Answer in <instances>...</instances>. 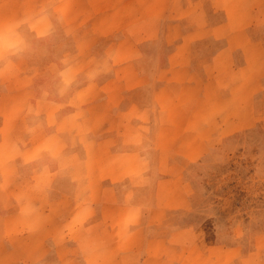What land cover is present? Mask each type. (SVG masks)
Segmentation results:
<instances>
[{
	"label": "crops",
	"instance_id": "0c3cea01",
	"mask_svg": "<svg viewBox=\"0 0 264 264\" xmlns=\"http://www.w3.org/2000/svg\"><path fill=\"white\" fill-rule=\"evenodd\" d=\"M196 1L193 15L185 0H0V25L7 28L9 42V49L0 51V59H9V64L0 60V185L18 187L15 194L20 185L32 187L22 200L30 210L10 198L0 208V264H35L47 255V243L37 238L40 217L45 219L40 231L52 238L64 231L123 234L110 245L94 246L110 251L111 264H264V245L248 248L241 242L247 238L244 227L240 236L232 232L233 245H201L197 230L170 218L171 212L191 207L183 169L259 120L253 99L264 77V48L246 34L252 20L243 15L233 23V5L219 0L215 9L223 10L225 21L212 26ZM246 4L239 11L246 14L253 6L249 14L254 16L259 6ZM119 8L142 10L141 36L131 30L112 38ZM56 20L74 42L76 60L59 69L56 96L48 87L35 96L33 81L40 71L23 62L47 48ZM22 26H29L28 38L16 35ZM103 39L110 41L94 52L107 59L95 70L104 76L83 78L87 70L81 59ZM216 40L223 45L201 70L195 68L193 58L201 53L195 47ZM121 42L128 47L119 62ZM155 42L166 48L165 61L151 74L134 62L142 58L145 64L151 55L143 44ZM237 49L240 64H235ZM77 73L79 83L69 91L66 77ZM11 161L28 164V177L20 176L18 183L10 179ZM39 196L45 197L42 208ZM9 218L32 221L24 227ZM73 218L79 227L69 226ZM31 233L36 236L29 238ZM64 247L62 237L51 243L55 252ZM82 248L88 255L89 248ZM66 259L63 254L58 264H74Z\"/></svg>",
	"mask_w": 264,
	"mask_h": 264
},
{
	"label": "rangeland",
	"instance_id": "374dc122",
	"mask_svg": "<svg viewBox=\"0 0 264 264\" xmlns=\"http://www.w3.org/2000/svg\"><path fill=\"white\" fill-rule=\"evenodd\" d=\"M52 1L56 2L59 0ZM109 1L110 0H102L103 3H108ZM185 1H190L189 5L191 10L189 13L195 15L196 13L194 9L196 6L193 3V0ZM199 1H201L203 7L202 11L205 12L208 23L212 26H216L225 21L223 10L220 8L215 9L216 6L214 3L219 0H213V4H211L212 0ZM199 1L197 0L196 4ZM226 1L230 5H233L230 7L232 11L230 12L231 21L237 24L243 18V15L250 18L253 23L247 27L246 34L249 38L259 41L264 48V0ZM238 2H241V4L237 6ZM243 2L247 3L246 5L250 4L259 6L254 16L249 14L250 8L253 6L248 7L246 14L245 12L243 14L239 11V9L243 10ZM141 14L142 10L140 8H137V10L134 8H119V27L118 31L115 32V35L113 34L114 36L112 38L119 39L125 32H131V30H133V35L136 37L141 36V33L139 34V31L142 28L140 23ZM56 17L58 18L57 14H55V18ZM200 17L201 16H199V20H201ZM58 19L60 22V18ZM60 26L58 20H56L55 28L48 37L46 49L37 51V54L33 52L31 57L28 55V58L24 59V65H27L28 67L32 66L33 68L35 67L37 68V72L40 71L33 81V94L35 96L41 93L43 94L46 87H48L50 91H53L56 96L60 89L58 82L62 76L59 69L63 66L65 67L68 64L67 62L70 61L72 64L76 60V58H73L72 56L75 48L73 45L74 42L68 40L67 35H64ZM28 31L29 26H22L17 29L16 35L28 38ZM7 34V28L0 25V51H7L9 49V47L6 46L9 43L6 42L5 38ZM109 41L110 39H103L97 43V46H95L96 48L93 47L86 51V58L81 59L82 62L85 63L84 67L87 70L86 75H82L83 78L87 76L91 78L97 75L98 77L96 80L98 81V78L104 76V73H95L100 66L106 64L107 59L96 56L94 51H103ZM12 44L17 45L18 43L12 42ZM135 44L139 45L140 41L135 42ZM222 45V40L209 41L208 43L197 45L195 49L201 51V53L193 58L194 67L201 70L202 66H204L206 61L209 60V56L212 52ZM127 47L128 45L126 43H119V58H117L119 59V62L123 59V55L127 53ZM143 48L146 49L151 56L145 59V64L142 63L144 59H135L134 66H139V69L143 67L146 71H150L152 74L164 63L165 57L163 54L166 48L163 45L158 46L156 42L149 44L144 43ZM27 49H29V46ZM66 50H69V56L65 55ZM234 56L235 64H240L243 60L240 50L237 49ZM0 60H5L9 64V59ZM52 68L54 72H49ZM80 76L81 75H78L77 73V75L70 74L69 78L66 77L69 81V91H71V88L74 85L79 83ZM92 80L95 82L94 78H92ZM232 88L235 89L236 86L232 85ZM65 90H67V88H65ZM31 92L32 89L28 93ZM253 100L255 113L259 120L252 129L243 133H238L233 136L232 139H226L224 142L210 149L197 162L190 163L183 169V177L189 184V200L191 207L186 211L171 212L170 218L173 223L176 221L181 227L190 226L197 230V233L199 234L198 243L201 245H222L224 243L233 245L237 242L232 239V232L235 231L240 236L243 227L247 230V238L244 237L241 241L243 245H248V248L256 243V245H264V77ZM15 155L16 153L11 154L8 157L14 158ZM9 166L11 168L6 170L11 171L10 179L15 177V182L18 183V181H21L20 176L28 177V170L26 169L28 164L21 163L20 161H11ZM22 183H24V181ZM19 188H21V191L19 190L15 194L13 191L15 189L14 186L9 187L7 183L5 185H0V208H4L6 206L5 202H7L4 200H9L10 198L17 200L16 205L18 208L23 210L31 209L30 204L24 201L22 203V200L27 196H30L32 187L27 184L24 186L20 185ZM17 189L18 187L15 190ZM4 194L7 195L6 198ZM32 194L35 193L32 192ZM39 199L43 200V205H39V208H42V206L44 207L46 205L45 197L41 198L39 196ZM8 204L7 207L9 208ZM11 208H14L13 204H11ZM76 219L77 218L72 219L69 224L70 227H79V220L76 221ZM36 220H38L37 238L42 240L44 244L47 243L46 247L48 248V251L47 255L35 264H58L59 257L63 254H66L67 262L74 264H85V260L87 262L101 261L100 264H111L112 258L110 251L105 249H97V251H95L94 246L99 244L110 245L117 237H123V234L114 237L115 235H109L107 232H76V234L72 236L64 231L55 235V238H52V236L46 235L45 232L40 231L41 225L45 224V219L40 217ZM88 220L89 219H86V222H88ZM8 221L9 223H12L14 220L13 218H9ZM19 221H23L22 225L26 227L32 220H28V218H18L15 219L14 222L17 223ZM85 223L81 225L82 229H85ZM216 225L218 231L216 230ZM96 227L104 229L103 223H98ZM22 230L24 231V228ZM71 230L75 231L78 229L77 227H74ZM167 232H169V230H167ZM27 236L32 238V236L35 237L36 235L31 233ZM61 237L65 244V247L62 250L63 252L52 251V241L55 245V242H58ZM98 240L100 242H98ZM82 246L89 248L87 250V253H89L88 255H83L85 250ZM248 248H244L243 250L246 251ZM97 256H100L101 258H98Z\"/></svg>",
	"mask_w": 264,
	"mask_h": 264
},
{
	"label": "trees",
	"instance_id": "16d2710c",
	"mask_svg": "<svg viewBox=\"0 0 264 264\" xmlns=\"http://www.w3.org/2000/svg\"><path fill=\"white\" fill-rule=\"evenodd\" d=\"M235 135H236V134H235ZM235 135H233V136H235ZM233 136H230V137H229V139H232V138H233ZM227 139H228V138H227ZM223 142H224V141H223Z\"/></svg>",
	"mask_w": 264,
	"mask_h": 264
}]
</instances>
